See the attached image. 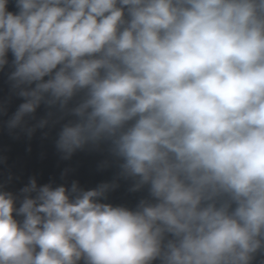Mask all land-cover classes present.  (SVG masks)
Masks as SVG:
<instances>
[{"label":"clouds","instance_id":"9594fccd","mask_svg":"<svg viewBox=\"0 0 264 264\" xmlns=\"http://www.w3.org/2000/svg\"><path fill=\"white\" fill-rule=\"evenodd\" d=\"M0 73L9 135L115 169L0 184V264H264V0H0Z\"/></svg>","mask_w":264,"mask_h":264},{"label":"water","instance_id":"95a60500","mask_svg":"<svg viewBox=\"0 0 264 264\" xmlns=\"http://www.w3.org/2000/svg\"><path fill=\"white\" fill-rule=\"evenodd\" d=\"M9 7L13 9L12 4ZM8 91L6 77L0 73V98L7 96ZM18 103L19 100H14L10 111H14ZM3 119L0 117V184H5L8 190L18 192L31 176H36L41 184L49 181L70 184L78 180L85 188L113 179L115 169H97L101 154L80 151L70 160H62L54 147V133L45 138L38 131L31 140L24 136L15 139L2 127ZM65 169L69 172L62 178ZM127 189L128 183L122 181L121 186L109 194V202L134 206L142 193H130Z\"/></svg>","mask_w":264,"mask_h":264}]
</instances>
